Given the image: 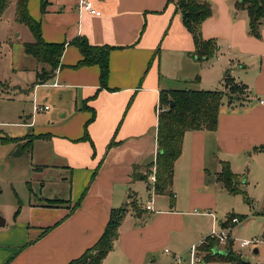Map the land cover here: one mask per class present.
Segmentation results:
<instances>
[{
    "label": "crops",
    "instance_id": "1",
    "mask_svg": "<svg viewBox=\"0 0 264 264\" xmlns=\"http://www.w3.org/2000/svg\"><path fill=\"white\" fill-rule=\"evenodd\" d=\"M92 1L101 15L81 9L80 0H27V12L39 23L43 40L65 43V47L59 66L40 83L59 95L54 102L60 108L55 112L48 106L35 112L38 98L34 99L31 113L21 123L29 130L17 145L28 148L38 162L35 169L53 170L54 181L66 191L63 196L29 201V220L15 227L5 228L1 218L0 264H68L98 241L111 210L124 204L128 210L117 228V239L101 264H155L161 250H156L157 245L180 231L176 223L184 215L177 205L184 198L189 204L212 199L215 191L207 182L219 181L222 163L241 180L250 160L264 151V102L260 103L264 100V25L257 38L249 34L247 11L237 8L235 0H204L211 13L201 23V36L214 41L217 51L198 58L177 0ZM15 2L10 0L4 10L15 7ZM78 37L94 46L111 47L105 86L100 84L97 64L75 66L82 55L70 42ZM37 64L36 71L49 68ZM228 78L240 94L229 100L225 92L217 128L183 135L174 162L173 201L163 193L158 195L169 199L163 209L155 210L154 204L153 210L135 207L133 198L150 189L149 175L156 168L158 112L165 109L159 104L160 94L182 89L224 91ZM38 87L33 83L34 98ZM41 113L44 118L37 119ZM30 139L31 146H23ZM48 199L62 202L48 206ZM244 218L238 217L237 224ZM237 224L231 225L230 234ZM233 244L234 240L231 249Z\"/></svg>",
    "mask_w": 264,
    "mask_h": 264
},
{
    "label": "rangeland",
    "instance_id": "2",
    "mask_svg": "<svg viewBox=\"0 0 264 264\" xmlns=\"http://www.w3.org/2000/svg\"><path fill=\"white\" fill-rule=\"evenodd\" d=\"M13 10L14 5L0 13V218L5 220V228L15 227L17 223L29 220L26 213L29 201H37L51 194L63 196L66 191L64 186H58L59 183L54 181L56 174L53 170L41 172L35 169L38 162L31 158L27 147L17 145L18 142L15 141L2 140L7 137L21 138L27 133L29 129L21 123L24 122L26 114L31 113L34 99L38 98L35 101L49 106L51 111L57 112L60 108L54 102L59 99V95L53 94L50 86L38 84L34 98L31 88L35 81V68H38L39 64L24 51L23 43L32 41V35L24 23L16 20ZM225 88L224 92L228 90L227 86ZM44 115L38 114L37 119H43ZM250 163L245 176L241 180L238 179L237 192L226 191L219 181H208V187L215 191L212 199L207 198L203 199L202 203L189 204L184 198L183 203L177 205L176 210L184 215L183 219L179 218L176 223L180 231L169 232L172 233L170 242L165 240L157 245L156 250L159 248L161 250L155 255V264L172 262V256L163 253L165 247L172 253L181 255L183 264H187L191 246L199 247L213 230L218 232L220 229L218 223L225 220L228 212L246 218L240 225L237 224L231 229V234L228 231L227 235L230 238L227 244L234 240L232 251L239 254L245 262L264 264V151L257 153ZM150 197L155 210L163 209L164 204L169 205L166 195L160 196L155 193L151 195L149 188L143 189L140 196L133 198L132 201L135 206H144V209ZM210 200L212 206H203ZM134 211L139 213L140 210L135 208ZM145 213L143 216L147 217L148 213ZM226 223L228 228L229 222ZM230 223L233 224L232 220ZM242 240H255V243L241 249L239 242ZM216 243L215 246L221 249L228 246L220 245L218 241ZM254 248H257V252H254ZM200 254L202 256L200 264H230L221 259L206 261L207 252L201 250ZM146 264L154 263L146 261Z\"/></svg>",
    "mask_w": 264,
    "mask_h": 264
},
{
    "label": "trees",
    "instance_id": "3",
    "mask_svg": "<svg viewBox=\"0 0 264 264\" xmlns=\"http://www.w3.org/2000/svg\"><path fill=\"white\" fill-rule=\"evenodd\" d=\"M237 8L244 9L248 14V32L259 37L260 28L264 25V0H235ZM10 0H0V13L4 11ZM182 17L185 28L191 34L195 43V56L198 58H208L217 51V45L212 40H204L201 36V23L210 13V6L204 0H177L176 6ZM15 15L18 22L28 26L34 36L32 42L23 44L26 54L31 55L37 62L48 65L36 71L34 84H40L47 81L54 70L60 64V58L65 47V43L45 42L41 37L40 25L27 12V0H16ZM76 45L82 55V58L75 66L97 64L99 67V80L101 86H105L108 75V54L110 46H94L88 43L85 37L75 38L70 42ZM229 78L225 86L228 87L229 100H235L240 94L239 88L231 84ZM225 92L223 90H169L160 94L159 104L165 107L158 112L157 123V154L155 160V182L154 191L156 194H167L170 200L173 199L171 185L174 175V162L178 158L182 149V139L186 131L189 130H208L214 131L217 128V118L220 104ZM170 102L173 104L170 105ZM93 117V116H92ZM30 137V136H29ZM23 138L17 139L5 138V141L19 142ZM31 146V139L23 143V146ZM146 178V176H145ZM223 187L232 193L237 192L236 184L238 176L231 172L227 163H222L220 172L217 174ZM173 201V200H172ZM62 201L57 199H48L47 205L54 206ZM131 203L134 204V201ZM127 205L111 210L109 220L98 241L84 253L68 262V264H101L103 257L112 248L114 240L117 239V228L127 212ZM135 206V205H134ZM136 207V206H135ZM234 215L229 214L227 222L232 225L231 220ZM222 223L227 227L228 223ZM50 228L44 230V233ZM217 239L211 235L204 238L200 249L206 251V261L210 259H221L230 264H249L242 260L240 256L231 249L232 241L227 244V253H212V248L217 244Z\"/></svg>",
    "mask_w": 264,
    "mask_h": 264
},
{
    "label": "built area",
    "instance_id": "4",
    "mask_svg": "<svg viewBox=\"0 0 264 264\" xmlns=\"http://www.w3.org/2000/svg\"><path fill=\"white\" fill-rule=\"evenodd\" d=\"M79 7L81 9L85 10L86 12L92 14V15H96V16L101 15V11L95 7L92 0H80ZM263 102H264V100L261 99L260 103H263ZM46 109H48L47 105H42V104L40 105L37 103H35L33 105V110L35 112L46 110ZM149 180L151 182L150 183L151 195H153L154 194V182H155V172L154 171H152V173L149 175ZM145 208H146V210H153L152 197H150L149 200L147 201ZM232 222L234 224L239 223L238 217H233ZM228 231H229V228L222 227L219 229L218 232L213 230L210 235L215 237L220 245H226L228 238H230V236L227 235ZM202 242H201V244H202ZM252 243H255V240H253V241L242 240L239 242V247L242 249V248H245V247L251 245ZM215 247L217 248V250H221V248L219 246H215ZM213 248H212V253H214ZM164 252L167 254H170L172 256V262H174L175 264H183L181 255H178L176 253H172L167 248L164 249ZM200 252H201L200 246L197 247L195 245H192L190 248V251H189L188 264H200L202 262V256H201Z\"/></svg>",
    "mask_w": 264,
    "mask_h": 264
},
{
    "label": "water",
    "instance_id": "5",
    "mask_svg": "<svg viewBox=\"0 0 264 264\" xmlns=\"http://www.w3.org/2000/svg\"><path fill=\"white\" fill-rule=\"evenodd\" d=\"M173 103L172 102H170V105H172ZM20 154V153H19ZM2 225V219L0 218V226ZM213 252L214 253H219V254H226L227 253V250H225V249H221V250H217V248L216 247H214L213 248ZM254 252H257V249L256 248H254Z\"/></svg>",
    "mask_w": 264,
    "mask_h": 264
}]
</instances>
